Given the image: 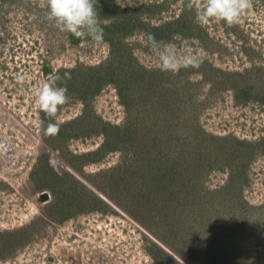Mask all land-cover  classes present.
<instances>
[{
  "label": "rangeland",
  "instance_id": "rangeland-1",
  "mask_svg": "<svg viewBox=\"0 0 264 264\" xmlns=\"http://www.w3.org/2000/svg\"><path fill=\"white\" fill-rule=\"evenodd\" d=\"M44 2L0 0V136L31 167L0 176V264H264V0L231 27L186 0H97L102 43ZM149 32L204 63L162 71ZM54 70L70 100L49 118L34 90Z\"/></svg>",
  "mask_w": 264,
  "mask_h": 264
},
{
  "label": "clouds",
  "instance_id": "clouds-1",
  "mask_svg": "<svg viewBox=\"0 0 264 264\" xmlns=\"http://www.w3.org/2000/svg\"><path fill=\"white\" fill-rule=\"evenodd\" d=\"M96 5L97 0H45L44 6L47 9L45 19L53 22L61 32L70 33L79 41L82 38H90L93 42L102 43L104 28ZM252 5L253 0H186L185 7L188 10L196 9L195 19L201 26L206 25L211 19H216L231 27L241 23L244 14ZM146 42L158 54L162 71L175 74L182 68L199 69L204 63L202 51L194 52L191 47L179 51L176 45L157 40L153 33L146 34ZM23 79V76L19 77L20 81ZM70 79V72L66 71L61 75L59 70H54L49 73L47 80L34 90L39 110L46 117L54 118L60 107L69 102L67 87L57 85L66 84ZM59 131V124L49 122L45 134L55 136ZM45 192L39 193V198Z\"/></svg>",
  "mask_w": 264,
  "mask_h": 264
},
{
  "label": "built area",
  "instance_id": "built-area-1",
  "mask_svg": "<svg viewBox=\"0 0 264 264\" xmlns=\"http://www.w3.org/2000/svg\"><path fill=\"white\" fill-rule=\"evenodd\" d=\"M5 123L11 124L9 120H7ZM14 146L15 145L13 144L12 140L9 137L0 136V176L2 177L1 179L4 180L7 179L12 181L13 177L15 176L14 172L12 173V170L16 169L18 167V164L19 167L22 163L26 164L25 171L27 175L31 170V167L30 166L28 167L27 166L28 163L25 162V156L23 154H20L19 150L16 148V146L15 147ZM20 161H22L21 164ZM54 225L57 228L60 227L57 224Z\"/></svg>",
  "mask_w": 264,
  "mask_h": 264
},
{
  "label": "trees",
  "instance_id": "trees-1",
  "mask_svg": "<svg viewBox=\"0 0 264 264\" xmlns=\"http://www.w3.org/2000/svg\"><path fill=\"white\" fill-rule=\"evenodd\" d=\"M134 16L132 17V20H134ZM139 25H142L139 23ZM148 28V27H147ZM150 30V28H148ZM127 33V32H126ZM125 33V34H126ZM150 33V32H149ZM154 35H156L154 32H152ZM156 38L157 40H159L158 36L156 35ZM111 42V41H110ZM112 43V42H111ZM140 70H142V68H140ZM144 74H146V72H143ZM147 75V74H146ZM102 85L100 84L98 87H97V91L98 89L101 87ZM119 86V84H118ZM103 127L106 126V124H102ZM107 128V129H106ZM105 130L102 129L100 131V133L106 138L108 139V144L112 146V149H116L117 147V144L118 143H121L124 138H125V130L127 129H120L118 127H115V126H109V127H106ZM161 167V166H160ZM158 166L156 167H153V168H150V169H155V170H158ZM155 170H150L148 173L149 174H152L154 176H151V182H154L157 184V187L159 190L160 188H163L162 184H160L161 182V177L162 176V173H159V171L156 172V174H154V171ZM159 182V183H158ZM143 194V193H142ZM145 195V194H143ZM155 197V196H154ZM157 206H160L159 204L156 203ZM182 204L181 203H178L177 206L180 207ZM168 221V224L171 226L172 229H174L175 231L179 232L183 227H184V222L182 219H177V220H174V219H167ZM178 235V234H177Z\"/></svg>",
  "mask_w": 264,
  "mask_h": 264
},
{
  "label": "water",
  "instance_id": "water-1",
  "mask_svg": "<svg viewBox=\"0 0 264 264\" xmlns=\"http://www.w3.org/2000/svg\"><path fill=\"white\" fill-rule=\"evenodd\" d=\"M51 197L50 194L45 192L43 195L40 196V202H48L50 201Z\"/></svg>",
  "mask_w": 264,
  "mask_h": 264
}]
</instances>
